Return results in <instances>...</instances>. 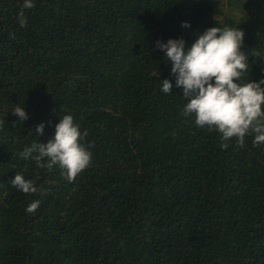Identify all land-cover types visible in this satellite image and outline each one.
Returning a JSON list of instances; mask_svg holds the SVG:
<instances>
[{"label": "trees", "instance_id": "trees-1", "mask_svg": "<svg viewBox=\"0 0 264 264\" xmlns=\"http://www.w3.org/2000/svg\"><path fill=\"white\" fill-rule=\"evenodd\" d=\"M33 2L0 0V264H264V144L222 149L219 133L184 117L156 47L182 38L187 52L207 29L236 27L241 83L264 80V0ZM64 115L94 145L74 182L20 156ZM16 173L45 193L18 191Z\"/></svg>", "mask_w": 264, "mask_h": 264}, {"label": "clouds", "instance_id": "clouds-1", "mask_svg": "<svg viewBox=\"0 0 264 264\" xmlns=\"http://www.w3.org/2000/svg\"><path fill=\"white\" fill-rule=\"evenodd\" d=\"M35 7L33 0H24L23 8ZM21 27L27 26V19L20 13ZM189 28L188 22H182ZM244 32L233 27H212L199 36L191 48L185 52V41L169 39L166 43L157 41L156 47L172 62L171 72L175 76V86L183 89V97L188 101L183 108L184 117H195V125L200 129L220 134L222 149L229 147V141L236 139L237 146L243 147L246 136H254L253 144H264V80L241 83L248 71V55L241 51ZM14 38V36H13ZM261 57L260 52L255 53ZM173 85L168 79L161 83V91L172 93ZM13 114L19 121L28 119L24 107L17 106ZM5 124L0 119V130ZM44 124L36 131L43 134ZM87 131L81 132L80 124L72 115H64L56 125L54 138L46 144L33 143L20 156L34 160L42 169H61L69 182L91 166L94 145H85ZM11 184L25 194L43 195L46 190L37 186L36 181L25 179L16 173ZM41 201L33 200L26 212L35 214Z\"/></svg>", "mask_w": 264, "mask_h": 264}]
</instances>
